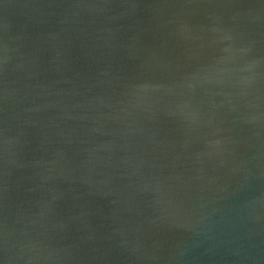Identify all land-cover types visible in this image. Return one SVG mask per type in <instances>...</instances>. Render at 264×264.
<instances>
[{"label": "water", "instance_id": "1", "mask_svg": "<svg viewBox=\"0 0 264 264\" xmlns=\"http://www.w3.org/2000/svg\"><path fill=\"white\" fill-rule=\"evenodd\" d=\"M0 264H264V0H0Z\"/></svg>", "mask_w": 264, "mask_h": 264}]
</instances>
